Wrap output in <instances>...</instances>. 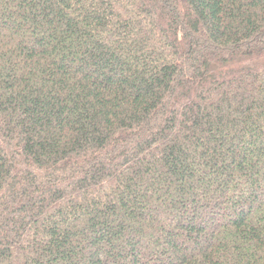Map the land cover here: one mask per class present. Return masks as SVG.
Listing matches in <instances>:
<instances>
[{
	"label": "trees",
	"instance_id": "trees-1",
	"mask_svg": "<svg viewBox=\"0 0 264 264\" xmlns=\"http://www.w3.org/2000/svg\"><path fill=\"white\" fill-rule=\"evenodd\" d=\"M0 264H264V0H0Z\"/></svg>",
	"mask_w": 264,
	"mask_h": 264
}]
</instances>
